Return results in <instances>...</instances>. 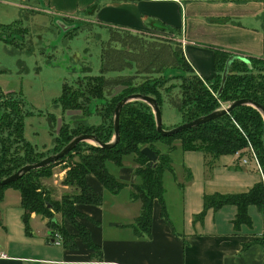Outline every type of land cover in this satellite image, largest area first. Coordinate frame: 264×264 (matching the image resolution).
Here are the masks:
<instances>
[{"label":"crops","instance_id":"crops-1","mask_svg":"<svg viewBox=\"0 0 264 264\" xmlns=\"http://www.w3.org/2000/svg\"><path fill=\"white\" fill-rule=\"evenodd\" d=\"M8 1L15 7L68 19L85 13L90 17L84 20L89 28L107 26L106 40L109 30L166 40L181 49L202 79L215 75L218 53L264 58V0ZM155 31L166 35L157 36ZM179 145L176 141L173 173L163 175L166 215L155 199L148 233L139 226L133 228L142 204L132 187L137 182L134 155L124 157L120 165L108 163L124 183L114 194L94 174L85 175L86 184L101 195V202L75 203L74 208L81 214L76 219L98 250L87 246L78 230L58 214L55 219L66 234L61 233L59 244L52 240L54 233L41 215L31 213L26 227L19 191L5 188L2 201L12 202L0 206V264H264V203L260 210L248 205L247 224H234V204L209 207L201 214L204 195L244 193L263 182L253 159L243 149L239 156L221 154L210 161L201 151H182ZM241 157H247V162L242 163ZM166 174L174 180L169 190L164 186Z\"/></svg>","mask_w":264,"mask_h":264},{"label":"trees","instance_id":"trees-1","mask_svg":"<svg viewBox=\"0 0 264 264\" xmlns=\"http://www.w3.org/2000/svg\"><path fill=\"white\" fill-rule=\"evenodd\" d=\"M84 23L88 28L91 26L89 22ZM12 26L14 25L0 24V29L10 31ZM72 29L69 37L77 34L79 26L76 25ZM109 33V38L101 41L99 72L92 74L90 67L83 65L81 67L83 74L74 79L73 83L62 84L60 95L53 100L62 110L79 112L80 116L73 117L78 118L73 124L64 122L58 126L52 147L49 149L38 150L24 137V117L31 113L26 100L19 93L5 91L0 87V180L24 164L38 161L59 151L75 135L87 133L96 136L101 142L110 141L113 137V109L117 101L125 95L141 93L154 97L160 108L162 90L169 92L175 86V83H169L172 77L178 80L179 96L173 100V104L182 117L181 123L241 98L251 99L264 107V58L249 57L248 62L234 59L229 66L224 84L218 91L221 72L228 54H216L215 75L211 79H202L194 73L181 49L166 40L154 39L145 34L137 35L126 30H109ZM10 37L7 32L4 35L0 33L2 40H10ZM140 49L147 56H152L149 65L145 64L144 67H139L134 58ZM165 67H175L180 72L164 76L161 70ZM123 69L128 70V73H121ZM113 71L116 75L106 76V73ZM115 86L123 88L119 93L113 94L109 89ZM89 115H98L100 121L98 123L85 121ZM263 138L264 119L259 111L250 105L235 106L228 113L202 124L170 135H162L155 129L151 107L145 102L133 100L120 109L119 139L113 147L104 148L81 141L63 157L43 167L31 169L16 180L1 186L0 201L5 188L17 189L26 227L30 214L35 213L46 218V224L52 233L59 232L61 236L63 234L66 237L64 229L58 225L54 216L55 213H59L78 230V236L87 246L98 250L90 240L88 230L76 219L81 214L74 208L75 203L101 202V195L96 194L86 184V174H94L104 189L114 194L124 183L109 170L108 163L120 165L124 157L134 155L137 182L133 183L132 187L135 198L140 199L142 204L133 228L137 230L139 226L142 232L148 233L155 199L161 204L163 216L166 215L163 202V175L165 172L173 173L176 141L179 142L182 151H201L204 156L210 158V161L221 154H234L243 149L245 153L250 146L262 168L263 182L256 183L244 193L204 195L201 213L203 214L209 207L234 204L236 206L234 224H247L250 221L247 214L248 205L254 204L261 208L264 203ZM144 146H148L156 153L154 163H150L141 153L140 150ZM60 164L64 166L61 182L72 190L64 193L59 200H54L49 196V191L42 186V180L49 178L52 168Z\"/></svg>","mask_w":264,"mask_h":264},{"label":"rangeland","instance_id":"rangeland-1","mask_svg":"<svg viewBox=\"0 0 264 264\" xmlns=\"http://www.w3.org/2000/svg\"><path fill=\"white\" fill-rule=\"evenodd\" d=\"M89 18L85 13L69 19L63 18L15 7L9 4L8 0H0V24L14 25L10 31L0 29L3 35L7 32L11 36L10 40L0 39V87L5 91L19 93L26 100L31 113L24 117V137L38 150L51 148L58 126L64 122L73 124V121L78 119L73 117L80 116L79 112L64 111L59 105L54 104L53 100L60 95L62 84L73 83L74 79L81 76L83 65L89 66L92 74L99 72L101 39L106 40L108 31L107 26H102L100 30L86 27L84 20L89 21ZM76 25L79 26L77 34L69 37L68 34L73 31L72 27ZM95 32L99 33L100 39ZM155 34L166 35L157 31ZM134 58L139 67H144L145 64L149 65L152 56H147L140 49ZM123 70L121 73H128V70ZM179 72L175 67H165L161 70L164 76H172ZM110 75L116 73L114 71L106 73V76ZM169 81L175 83V86L169 92L162 90L160 116L164 128L178 125L182 121L178 109L173 104V100L179 96L178 80L172 77ZM122 88L115 86L109 91L113 94L119 93ZM224 105L226 103L222 106ZM51 116L53 119H49ZM85 121L98 123L100 117L89 115ZM63 168L62 164L54 166L51 176L42 180V186L49 191V196L54 200H59L64 193L72 190L61 182L64 176ZM173 181L172 177L166 174L164 186L167 190L174 187ZM8 191L17 192L11 187ZM11 202V199L1 200L0 206ZM250 206L260 210L256 205ZM55 214L59 215L58 218L61 217L59 213Z\"/></svg>","mask_w":264,"mask_h":264},{"label":"water","instance_id":"water-1","mask_svg":"<svg viewBox=\"0 0 264 264\" xmlns=\"http://www.w3.org/2000/svg\"><path fill=\"white\" fill-rule=\"evenodd\" d=\"M234 59H239L241 61L248 62V58H246V57L237 56V55L228 56L226 61H225V64H224V68L221 72V82H220V87H219L218 91L221 90V88L224 84V81L226 79V76L228 74L229 66ZM133 100H139V101L145 102L151 107L152 112L154 114L155 129L157 132H159L162 135H170L172 133L178 132V131L183 130L185 128H190V127L202 124V123L207 122L211 119H214L220 115L228 113L231 109H233L235 106H238V105H250V106L254 107L255 109H257L259 111V113L262 115V117L264 119V107L262 105H260L259 103L255 102L251 99L241 98V99H236V100H233L231 102H228V103H226V105L220 106L219 108H217V109H215V110H213V111H211L205 115H201V116L196 117L190 121H186V122L178 124L174 127H171L169 129H165L162 127L160 108H159L156 100L154 99V97H152L150 95H146V94H141V93L128 94V95L123 96L119 101H117V103L115 104V107L113 109V137L110 141L105 142V143L101 142L96 136H94L92 134H87V133H81V134L75 135L59 151L51 153V154L45 156L44 158H42L38 161L24 164L23 166L18 168L11 175L1 179L0 180V187L8 184L11 181L16 180L21 175H23L25 172H27L31 169L43 167V166L49 164L50 162H53V161L63 157L65 154H67L69 151H71L81 141H90V142H92V143H94L100 147H104V148L113 147L118 142V139H119L120 109L124 104H126L127 102H130V101H133ZM263 145H264V138H263ZM140 151L143 155H145L147 157V159L149 160L150 163H154L156 161V158H157L156 153L154 152V150H152L148 146L142 147Z\"/></svg>","mask_w":264,"mask_h":264},{"label":"built area","instance_id":"built-area-1","mask_svg":"<svg viewBox=\"0 0 264 264\" xmlns=\"http://www.w3.org/2000/svg\"><path fill=\"white\" fill-rule=\"evenodd\" d=\"M222 105H223V104H222ZM222 105H221V106H222ZM246 152H247L248 156H249L251 159H253V161H254V163H255V165H256L257 170L259 171V173L261 174V176H262V178H263L262 168H261V166H260V164H259V161H258V159H257V156H256L255 152L253 151L252 147L249 146V147L246 149ZM240 153H241V150L236 151L234 154L237 155V156H239ZM241 162H242V163H246V162H247V157H241ZM53 241H54L55 243H57V244L60 243V241H61V236H60V234H59L58 232H54V238H53Z\"/></svg>","mask_w":264,"mask_h":264}]
</instances>
